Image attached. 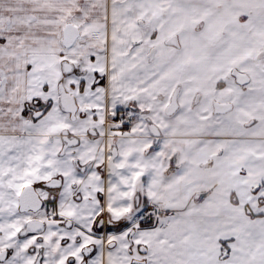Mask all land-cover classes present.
<instances>
[{
	"label": "snow or ice",
	"instance_id": "6c2138e0",
	"mask_svg": "<svg viewBox=\"0 0 264 264\" xmlns=\"http://www.w3.org/2000/svg\"><path fill=\"white\" fill-rule=\"evenodd\" d=\"M0 264H264V0H0Z\"/></svg>",
	"mask_w": 264,
	"mask_h": 264
}]
</instances>
